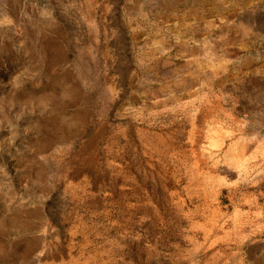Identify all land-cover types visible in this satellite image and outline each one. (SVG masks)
I'll list each match as a JSON object with an SVG mask.
<instances>
[{"label":"rangeland","instance_id":"obj_1","mask_svg":"<svg viewBox=\"0 0 264 264\" xmlns=\"http://www.w3.org/2000/svg\"><path fill=\"white\" fill-rule=\"evenodd\" d=\"M0 264H264V0H0Z\"/></svg>","mask_w":264,"mask_h":264},{"label":"bare ground","instance_id":"obj_2","mask_svg":"<svg viewBox=\"0 0 264 264\" xmlns=\"http://www.w3.org/2000/svg\"><path fill=\"white\" fill-rule=\"evenodd\" d=\"M152 40H154V39H152ZM160 41H161V40H160ZM160 41H159V42H160ZM156 43H157V42H156ZM210 48L212 49V47H210ZM199 50H200V49H199ZM204 50H205V52L207 51L205 48L203 49V51H204ZM201 52H202V51H201ZM205 52H204V55H205ZM201 54H202V53H201ZM211 56H212V55H211ZM213 56H214V55H213ZM202 57H204V56H202ZM206 57H207V56H206ZM214 57H215V56H214ZM207 60H210V58L207 57L206 61H207ZM213 60H214V59H213ZM212 62H214V61H212ZM215 62H217V61H215ZM209 63H210V62H209Z\"/></svg>","mask_w":264,"mask_h":264}]
</instances>
